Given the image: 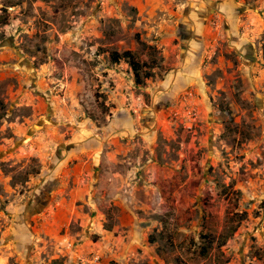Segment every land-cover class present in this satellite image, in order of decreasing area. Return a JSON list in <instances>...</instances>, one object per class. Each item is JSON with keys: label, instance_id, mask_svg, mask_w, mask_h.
Segmentation results:
<instances>
[{"label": "rangeland", "instance_id": "obj_1", "mask_svg": "<svg viewBox=\"0 0 264 264\" xmlns=\"http://www.w3.org/2000/svg\"><path fill=\"white\" fill-rule=\"evenodd\" d=\"M0 264H264V0H0Z\"/></svg>", "mask_w": 264, "mask_h": 264}, {"label": "trees", "instance_id": "obj_2", "mask_svg": "<svg viewBox=\"0 0 264 264\" xmlns=\"http://www.w3.org/2000/svg\"><path fill=\"white\" fill-rule=\"evenodd\" d=\"M110 59L111 62L115 64L120 63L122 60L126 61L132 68L135 82L138 85H142L147 79L154 77V73L146 70V64L141 63L136 55L131 51H125L123 53L114 51L110 54ZM206 251L207 247L204 248V252Z\"/></svg>", "mask_w": 264, "mask_h": 264}]
</instances>
